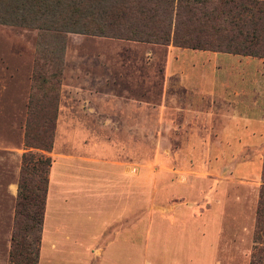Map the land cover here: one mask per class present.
I'll list each match as a JSON object with an SVG mask.
<instances>
[{
	"label": "rangeland",
	"instance_id": "374dc122",
	"mask_svg": "<svg viewBox=\"0 0 264 264\" xmlns=\"http://www.w3.org/2000/svg\"><path fill=\"white\" fill-rule=\"evenodd\" d=\"M0 14V264L9 263L19 192L28 194L30 183L44 180L47 165L39 167L36 158L50 159L51 149L24 144L25 120L29 131L34 129L41 114L51 116L54 105V123L68 117L81 122L85 135L124 131L134 136L125 147L129 154L133 146L140 169L141 201L147 199L148 176L160 185L203 188L204 200L218 195L225 215L214 264H264V128L252 142L225 137L231 130L222 125L235 113L211 93L227 90L223 83L229 80L217 86L212 79L200 80L203 85L194 89L195 71L188 72L189 84L177 75L165 77L166 46L154 44L150 59H140L146 44L85 34L79 27L56 26L48 17L27 24ZM42 60L51 61L58 74L40 72ZM172 64L187 73L190 60ZM209 66L195 70L207 73ZM126 104L138 105L137 127L125 122L131 118L122 110ZM52 123L49 137L34 134L29 141H53ZM22 155L31 156L22 162ZM21 180L25 184L19 187ZM22 213L26 219V208Z\"/></svg>",
	"mask_w": 264,
	"mask_h": 264
},
{
	"label": "crops",
	"instance_id": "0c3cea01",
	"mask_svg": "<svg viewBox=\"0 0 264 264\" xmlns=\"http://www.w3.org/2000/svg\"><path fill=\"white\" fill-rule=\"evenodd\" d=\"M140 44L147 47L140 59H150L154 44ZM165 56V77L177 75L189 84L192 78L188 72L195 71L193 88L202 86L198 82L204 79H212L216 86L219 80H229L223 83L227 90L211 93L232 105L235 113L222 125L231 130L225 137L228 141L241 138V142L260 138L264 128V58L172 45L166 46ZM186 57L190 64L184 73L172 61ZM208 62L210 78L206 70H195ZM125 106L122 110L131 112L125 122L137 127L138 105ZM54 127L36 264L217 262L223 231L220 222L225 215L218 195L204 200L203 188L177 182L160 185L148 176L147 199L141 201L140 169L134 162L133 146L129 154L125 147L134 143L133 135L124 131L115 136L85 135L81 122L68 117L57 118Z\"/></svg>",
	"mask_w": 264,
	"mask_h": 264
},
{
	"label": "trees",
	"instance_id": "16d2710c",
	"mask_svg": "<svg viewBox=\"0 0 264 264\" xmlns=\"http://www.w3.org/2000/svg\"><path fill=\"white\" fill-rule=\"evenodd\" d=\"M0 13L7 14V19L12 16L27 24L48 17L56 26L79 27L89 35L264 58V0H0ZM41 63L40 72L58 74L51 61ZM56 111L54 105L51 116H46V112L41 114L37 126L30 131L29 118L25 120V145L51 149L52 138L50 142L29 140L34 134L39 138L49 137L51 123L55 126ZM30 156L22 155V162ZM36 163L39 167L47 165L45 178L42 183H30L28 194L19 192L8 264L37 261L50 159L37 157ZM261 179L264 181V160ZM22 183L25 184L21 180L19 187ZM25 208L26 219L22 213ZM22 222L27 224L22 226ZM19 236L24 238L21 242Z\"/></svg>",
	"mask_w": 264,
	"mask_h": 264
}]
</instances>
